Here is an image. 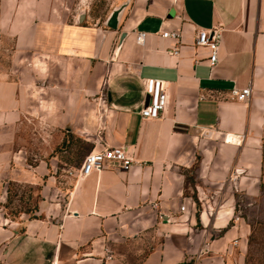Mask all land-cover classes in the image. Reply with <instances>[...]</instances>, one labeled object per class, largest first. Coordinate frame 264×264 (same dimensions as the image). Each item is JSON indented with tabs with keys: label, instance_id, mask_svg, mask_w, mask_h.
Returning <instances> with one entry per match:
<instances>
[{
	"label": "crops",
	"instance_id": "1",
	"mask_svg": "<svg viewBox=\"0 0 264 264\" xmlns=\"http://www.w3.org/2000/svg\"><path fill=\"white\" fill-rule=\"evenodd\" d=\"M69 1L0 0V56L13 63L0 58V199L11 183L41 196L31 215L0 209V264H247L252 223L233 217L239 196L264 215V0H130L118 29L67 20ZM213 27L223 29L215 68L195 45ZM147 78L168 94L156 120L141 115ZM102 85L101 120L86 95ZM249 86V100L233 98ZM29 120L88 137L89 152L125 147L138 163L64 193L49 176L55 158L26 160Z\"/></svg>",
	"mask_w": 264,
	"mask_h": 264
},
{
	"label": "rangeland",
	"instance_id": "2",
	"mask_svg": "<svg viewBox=\"0 0 264 264\" xmlns=\"http://www.w3.org/2000/svg\"><path fill=\"white\" fill-rule=\"evenodd\" d=\"M126 2L128 0H70L69 6L65 7L64 11L66 19L69 21L78 20L83 14L82 21L106 26L105 22L112 12ZM8 48L10 49V46ZM0 58L4 66L12 67L10 52H5ZM86 99L96 104L99 119H104L107 104L104 85L97 93L86 95ZM41 127L40 122L34 120L21 124L19 145L27 154L26 160L31 165L35 164L37 158L38 160L44 159L47 163H49V159L55 158V161L49 165V176L64 193H70L79 181L78 170L92 144L84 135L73 134L69 130L58 131L54 128L50 129L47 134H43ZM262 191L264 192V189ZM37 197L39 198L37 199ZM40 200L41 196H38L36 189L24 184L11 183L0 209L8 216L18 219L26 211H29L31 215L36 203ZM259 203V207L263 210L264 198ZM248 204L246 198L238 197L233 220H237L238 217H246L252 223L253 230L249 238L251 252L247 264H264V215H256L255 212L258 209L249 207Z\"/></svg>",
	"mask_w": 264,
	"mask_h": 264
},
{
	"label": "built area",
	"instance_id": "3",
	"mask_svg": "<svg viewBox=\"0 0 264 264\" xmlns=\"http://www.w3.org/2000/svg\"><path fill=\"white\" fill-rule=\"evenodd\" d=\"M223 29L220 27H213L211 29H200L197 32L195 38V45L206 47L209 50L208 62L211 68H215L219 59V50L222 43ZM164 38H170L180 42V34L176 32H163ZM146 34L140 32L137 35V41L141 44L145 42ZM173 54L176 56L180 55V46L173 48ZM146 93L149 96L147 104L141 110L142 118L156 120L163 116L167 104L168 94L164 80L159 78H147L145 80ZM252 94V88L249 86L244 89L234 88L232 90V96L235 100L245 102L249 100ZM232 136L230 140L228 137ZM226 137L227 142L241 143L245 136L244 135H229ZM138 162L128 153L125 147L115 146L107 147L99 151L88 152L78 170V179L82 180L92 174L94 171H100L107 165H113L121 170H130ZM0 199V208H1ZM182 210H185V206H182ZM238 219V218H237Z\"/></svg>",
	"mask_w": 264,
	"mask_h": 264
},
{
	"label": "water",
	"instance_id": "4",
	"mask_svg": "<svg viewBox=\"0 0 264 264\" xmlns=\"http://www.w3.org/2000/svg\"><path fill=\"white\" fill-rule=\"evenodd\" d=\"M129 2H130V0H128V2H126L125 4H123L120 7L116 8L112 12V14L108 17V19L105 22V25L107 27L112 28V29H118L122 15H123L126 7L128 6ZM83 18H84V15L81 14V16L78 19V22H81L83 20Z\"/></svg>",
	"mask_w": 264,
	"mask_h": 264
},
{
	"label": "clouds",
	"instance_id": "5",
	"mask_svg": "<svg viewBox=\"0 0 264 264\" xmlns=\"http://www.w3.org/2000/svg\"><path fill=\"white\" fill-rule=\"evenodd\" d=\"M41 106L47 109L50 113L54 110V105L44 104L43 102H41Z\"/></svg>",
	"mask_w": 264,
	"mask_h": 264
},
{
	"label": "bare ground",
	"instance_id": "6",
	"mask_svg": "<svg viewBox=\"0 0 264 264\" xmlns=\"http://www.w3.org/2000/svg\"><path fill=\"white\" fill-rule=\"evenodd\" d=\"M228 138H229L230 140H234V139H232V136H229Z\"/></svg>",
	"mask_w": 264,
	"mask_h": 264
}]
</instances>
